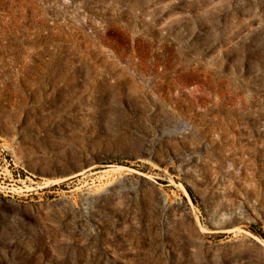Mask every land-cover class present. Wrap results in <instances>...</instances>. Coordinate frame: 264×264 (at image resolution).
Returning <instances> with one entry per match:
<instances>
[{"label":"rangeland","instance_id":"obj_1","mask_svg":"<svg viewBox=\"0 0 264 264\" xmlns=\"http://www.w3.org/2000/svg\"><path fill=\"white\" fill-rule=\"evenodd\" d=\"M0 264H264V0H0Z\"/></svg>","mask_w":264,"mask_h":264},{"label":"trees","instance_id":"obj_2","mask_svg":"<svg viewBox=\"0 0 264 264\" xmlns=\"http://www.w3.org/2000/svg\"><path fill=\"white\" fill-rule=\"evenodd\" d=\"M189 193H190V195L192 196L191 192H189Z\"/></svg>","mask_w":264,"mask_h":264}]
</instances>
